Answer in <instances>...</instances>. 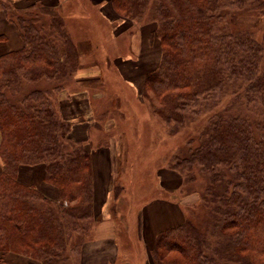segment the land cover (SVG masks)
I'll return each mask as SVG.
<instances>
[{"label":"trees","instance_id":"obj_1","mask_svg":"<svg viewBox=\"0 0 264 264\" xmlns=\"http://www.w3.org/2000/svg\"><path fill=\"white\" fill-rule=\"evenodd\" d=\"M156 1L150 36L161 61L144 75L143 96L167 121H182L187 101L189 117L199 113L197 105L209 108L202 139L186 159L190 172L205 177L201 203L216 216L213 240L186 219L160 231L154 264H264V40L224 21L234 8L264 16V0ZM148 2L112 6L135 20ZM0 9L23 40L22 48L0 55V251L67 264L66 250H74L92 218L91 153L72 138L57 104L63 81L79 67V49L58 9L37 3L18 10L10 0H0ZM224 93L239 100L240 113L219 110ZM249 110L256 117L247 118ZM38 163L58 190L55 200L17 178L19 166Z\"/></svg>","mask_w":264,"mask_h":264},{"label":"crops","instance_id":"obj_2","mask_svg":"<svg viewBox=\"0 0 264 264\" xmlns=\"http://www.w3.org/2000/svg\"><path fill=\"white\" fill-rule=\"evenodd\" d=\"M10 1L18 10L37 3L58 9L64 24H69L67 30L70 38L79 49V67L74 80L88 82L80 84V89L70 93L66 91L64 95L59 94L61 96L57 101L60 114L71 122L70 135L75 140L83 141L91 153L92 215L95 223L89 229V235L75 242L74 250H69V256L74 251L76 259L71 264H154L152 250L156 235L184 221L183 212L170 196L179 188V176L176 171L168 168L164 169L162 177L160 174L158 176L159 189L169 194L170 198L167 199L170 201L161 195L152 199V203L142 199L131 222L116 221L107 211V205L110 187L119 173L117 158L122 143L118 137L121 132H114L110 127L101 125L100 119L97 120L95 116L101 113L94 107V102L98 104L105 98V92L100 87H103L102 81H106L109 72H117L121 81L129 86L134 77L140 84L144 75L160 59L161 47L158 40L152 39L150 29L140 27L141 32L133 31L134 33L123 31L125 28L119 29L120 22L127 23L129 20L114 10L112 0ZM123 33L127 38L120 39ZM124 45L128 55L126 59L123 56L126 52ZM22 46L23 40L18 29L7 20L4 11L0 9V55L18 50ZM98 56L104 58L100 60ZM108 61H111L110 66ZM114 109L116 107L113 105L112 110ZM104 132L110 133L105 142L100 140V134ZM44 172V165L41 163L21 165L17 178L21 183L33 186L44 196L55 200L58 190L44 181ZM0 264L41 262L26 254L0 251Z\"/></svg>","mask_w":264,"mask_h":264},{"label":"rangeland","instance_id":"obj_3","mask_svg":"<svg viewBox=\"0 0 264 264\" xmlns=\"http://www.w3.org/2000/svg\"><path fill=\"white\" fill-rule=\"evenodd\" d=\"M156 4V0H149L148 6L138 19H128L127 23L120 22L118 28L122 30L125 28L123 31H127V33H134L133 31L141 32L139 30L140 27L146 30L150 29V31L152 28H156L157 22L155 19L159 17ZM232 8H230V11ZM232 11L235 12H231V14L224 17V21L235 23V27H245L255 40H264V16L248 14L235 8ZM65 24V31L70 36L67 30L69 24ZM108 29L109 26H107V31ZM121 37L127 38V35L125 36L123 33L120 39ZM123 49L126 51L125 45ZM126 53L127 51L123 54L124 59L128 56ZM98 58L102 60L104 57L98 56ZM160 61L161 59L152 69H155ZM110 62L108 61L109 66ZM75 76L76 73L63 81L64 88L59 92L61 95H64L66 91L70 93L80 89V84H88V82L78 79L75 82ZM105 80V82L102 81L103 87H100L105 92V98L98 104L94 102V107L101 114H96L95 116L97 120L100 119L102 126L110 127L114 132L120 131L121 135L118 139L120 138L122 143L120 146L121 151L117 158L119 173L117 171V178L112 187H110L107 211L116 221L131 222L137 207L141 205L142 199H146L150 203L156 196L161 195L168 201L170 199L167 198L172 196L176 206L178 205L183 212L184 219L192 222L202 232L211 237L208 234L211 227L210 222H213L216 215L208 208L203 207L201 203L207 181L196 168L192 169V172L189 171V161L186 159L189 157V148L195 146L202 139L201 136H203L207 127L209 108L206 109L202 105H197V107L199 106V113L196 116L189 117V101H187L188 108L184 111L185 115L182 121L176 122L172 119L167 121L158 115L154 104L149 101L148 97L143 96V81L139 84L135 77L131 81L128 79L132 83L131 87L128 83L121 81L117 72H109ZM46 82V80H43L37 83H26L23 86V90L26 91L27 89L46 85ZM91 83L93 84L94 82ZM60 96L58 94V98ZM231 96L225 93L221 96L219 110L225 114L226 111L227 114L240 113L239 100H231ZM113 105L116 107L114 110H112ZM244 114L247 115V118L256 117L251 110L246 111ZM261 116H264V114ZM260 119L262 120V118ZM67 121L70 122L69 120ZM109 134V132L101 133L100 140L105 142ZM94 139L96 140V138ZM191 139L195 140L191 141ZM167 168L176 171L180 179L179 188L176 193L174 192L170 196L165 190L159 189L158 183L159 174L162 177L164 169ZM192 174L195 179L189 181V176ZM89 221L91 223L88 225L86 222V227L89 226V229H91V226L95 223L93 215ZM89 229L85 232H80L76 236L77 239L86 238L89 235ZM211 239L215 238L211 237ZM73 252L69 256V251L66 250L67 264H71L76 260Z\"/></svg>","mask_w":264,"mask_h":264}]
</instances>
